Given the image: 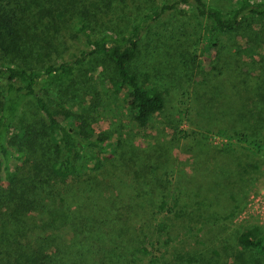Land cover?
<instances>
[{"label":"trees","instance_id":"16d2710c","mask_svg":"<svg viewBox=\"0 0 264 264\" xmlns=\"http://www.w3.org/2000/svg\"><path fill=\"white\" fill-rule=\"evenodd\" d=\"M125 3L0 0V264H248L246 251L264 256L257 225L230 236L224 223L250 208L249 184L264 171V0H167L120 28L101 22ZM176 11L198 21L193 49L162 39L161 51L172 47L187 80L201 82L170 112L167 92L138 59L143 34ZM66 37L86 48L65 47ZM197 39L217 49L218 94L212 72L197 64ZM91 56L112 66L106 82L127 100V125L156 129L157 138L135 143L98 131L101 93L87 87L93 107L66 106L61 93ZM227 71L231 87L219 80ZM182 110L194 112L183 123L195 128L181 127ZM122 161L134 166L140 190L109 176Z\"/></svg>","mask_w":264,"mask_h":264},{"label":"rangeland","instance_id":"374dc122","mask_svg":"<svg viewBox=\"0 0 264 264\" xmlns=\"http://www.w3.org/2000/svg\"><path fill=\"white\" fill-rule=\"evenodd\" d=\"M164 1L167 0H127V3L125 4L128 5V7L122 8L121 5H119L118 9H113V14L111 12L103 13L102 15L104 16V18L101 22L112 26L117 25V28H120L133 22L137 15L140 14L142 7L146 4L154 5L156 3ZM209 1H213L221 5H227V3L229 2V0ZM181 12L182 13H180V11H176L175 14H171V16L157 21L155 24H153V26H151L149 32L143 34L142 47L138 59L141 70L148 73L150 75L151 81L155 82V84H157L167 92V107L170 112L179 111L180 109L184 108L185 104L181 102V104L179 105L178 101H180L181 99L183 101L184 96L182 95L185 91H188L190 93V96L193 97L191 90H194L193 87L199 88L200 85H196L195 83L197 81L201 82V77L195 75H192L191 80L188 81L187 77L184 75V71L180 66H177V60L172 56V47L178 46L180 42L187 43L188 50L193 49L192 42H195V33L199 28V26L197 25L198 21L191 17L190 13L189 16L186 12ZM111 20L113 21L110 22ZM94 27H96L97 31L99 28H101L99 22L94 25ZM262 34L260 35V37H262ZM184 35H187V37H185ZM179 38L180 40H178ZM162 39H165L167 44H169V46H172L171 49L167 47L168 50L166 51V53L161 51L164 50V47L161 44ZM197 41L198 39L196 40V42ZM203 44L204 40H202V42H197L196 45V52L198 54L197 64L199 66V63H202V67L205 71L212 72L208 75L210 77L209 88L211 91H214L216 92V94H218L220 90L218 85L219 75H217L216 77L215 74H218L221 69L219 67L215 68L214 65L216 63L213 62L215 58L214 55L216 54L217 49L215 47L211 48L206 44ZM64 46H69L71 47V49L86 48L82 39L74 40L68 37L65 38ZM152 49H156V51H159V53L157 55H152ZM261 52L264 53V47L261 49ZM51 57L56 58L57 54L54 53ZM257 72L258 71H256V73ZM110 73H112V66L109 65V62L105 60L104 57H89L82 66L79 76H77L76 80L78 81V83L73 84V87L69 88V90L72 89L71 91L66 90L64 92L62 91L61 93L64 94L65 100L67 101L66 106L74 110L78 105L85 107L89 105L92 106V104L88 105L87 101L84 102L83 99V89L86 90L87 87L90 90L98 91L101 93L99 95L100 100H97V105L94 107L92 106L93 110L97 111L96 118L98 122L96 126L98 131H101L107 135H111L115 139H124L126 137H131L133 139L132 141H134L135 143H138V140L142 138L147 140L157 138L156 129L139 131L134 122H131V125H127V100L122 93L117 94L118 96L116 98V94L112 92L111 86L109 87L107 85L106 75ZM224 74L225 75L221 76V78L219 79L221 84L223 83L224 86L229 84V86L231 87L232 77L234 76L231 75V71H227V73ZM253 74H255V72ZM79 84H84L85 87L79 89ZM74 88L76 90H73ZM199 90L202 93L206 92L207 94H210L208 88L203 87ZM73 92H75V95L73 94ZM182 111L183 117L181 119L182 123L180 122L181 127L187 130L188 128H195V125L191 121H184L183 123V118L185 119L187 117H190V114L194 112L192 111L190 114H186L184 113V110ZM168 117L171 120H179L180 118L178 115L174 114H169ZM163 118L164 116H160L155 120L153 119V121L163 123ZM181 143V149L177 148L174 150V155L178 158H183L182 147L184 146L183 142ZM133 168L134 166L130 162L128 163L127 161H122L110 172L109 176L111 178H114L115 175H121L125 181L133 183L135 187L140 190L141 187L135 180ZM246 201V205L250 206V208H247L245 212L243 211L240 214L239 211V215L237 214L233 218V220L228 219L224 222L228 227L225 235L229 234L230 236H234L241 227L253 223L261 229L260 234L264 237V171L259 172L254 179V182H251V184H249L248 196ZM256 213H260L262 221ZM245 256L248 264H252L251 260L253 257L262 260L258 263L264 264V256L258 255L255 251H246ZM227 264H235V261L229 259Z\"/></svg>","mask_w":264,"mask_h":264}]
</instances>
